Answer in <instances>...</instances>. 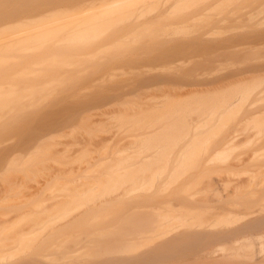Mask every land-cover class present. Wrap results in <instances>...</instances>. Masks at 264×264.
<instances>
[{
	"label": "rangeland",
	"instance_id": "obj_1",
	"mask_svg": "<svg viewBox=\"0 0 264 264\" xmlns=\"http://www.w3.org/2000/svg\"><path fill=\"white\" fill-rule=\"evenodd\" d=\"M17 1L18 0H16L15 3H17L18 5L20 4V7H22V5H24V4L21 5L22 2L25 1L24 3L27 4V2H29L30 0L29 1L27 0V2L26 0L24 1L20 0L19 1L20 3ZM37 1L36 2H34V0L32 1L34 6L36 3H38ZM42 1L40 0L39 3ZM54 1L55 2L49 0L48 3L50 2L49 3L50 5H53V3H57V0ZM207 1L208 3L207 2L204 3L205 6L200 9L197 8L191 10L185 8L184 11V8H180L181 13L180 11H174V13L171 12L170 14L167 12L169 16L168 14H165L166 12H164L162 15L163 16L162 21L160 20V24L164 28H162L161 25L160 27L163 30H161L159 27H156L155 29H152L153 32L149 31L147 33V29H146L145 30L146 32L142 31L145 32V34L141 33L143 35L141 36L140 34L137 40H134L135 39L134 38L132 41H127L121 45H117L116 47L112 48L110 51L106 50L108 52L98 53L99 47L97 48L96 45H93L89 49L95 50L98 54L85 58L77 57L76 59L72 60V62H68L69 64L72 63L71 68L68 64L61 63L58 60L41 64L43 66L40 65L41 69L39 73L33 74L34 75L33 79H35L33 82H36L35 84H38L41 83L43 80H47V81L49 80L48 81L49 84L42 87V93H40L41 90L38 92L40 95L37 93L34 97L36 98L39 96L38 100L40 102L42 101L43 104L40 103V105H37V107H33L32 109H30L31 108L30 106L27 105H26L27 107L24 106L22 108L23 111L22 118L21 116L13 119L12 117H10L11 119L9 118L10 119L9 122H11L8 125V128L10 127L9 129H6V127L1 129V127L3 126L0 125V133L5 132V134L0 135V141L1 139L2 140L9 138L12 139L13 137L15 139L11 145L8 144L6 145L8 147L6 151L0 153V162H2L3 164L1 165L0 163V174L4 173L3 174L4 176L0 175L1 177L0 178V217L2 216L4 220V216L6 215L5 219L8 222L10 221L9 223L11 224L15 220L17 212H23L29 214L31 212H29L28 209H33L38 205L39 209L37 210V213L38 214L40 213V215L37 216L38 218L37 221H34L29 217L26 220H23L16 225L18 226V228H20L19 229L20 232L22 229L38 228L41 232L36 231V234L40 235L39 236L40 238L38 239L37 237L35 241L31 240V242L26 241L27 243L26 242L25 243L27 245L24 243L25 247L22 248L21 246H19L20 249H18L19 248L18 247L13 254L4 256L2 258L3 260L2 264L4 263V260L6 264V262L12 263V261H16L15 259H19V260L24 259L23 260L25 261L24 264H26L28 261L30 262V264H32L33 262H34L33 264H38V263L49 264L50 260L48 258L55 259L56 257L52 255H55V253H58L59 251V250L57 251L58 248H56L55 249L56 251L53 252L54 248L51 246L52 244H54V242L57 243L58 241H60V243L64 244V247L66 248H72V247L75 248L76 245L74 244L78 236L89 238L87 240L92 241V238L89 236L91 232L86 231L87 230L86 226L94 225L95 226L94 229L97 227V225L100 226L97 229L98 234L96 235L98 238H100V240L107 241V238L109 236L107 235L109 227L105 223L107 222V220L111 219L112 214H110L111 216H108L107 214H105L107 212H104L103 214L105 215L103 216L104 219L103 221L105 223L99 220L96 221L95 224H91V222L94 221L93 220L94 216L97 215V212L99 211V208L92 209L91 206L94 204H100L103 201L107 202L108 200H110L111 194L113 195V192L115 193L114 187L118 188L119 186L118 183L117 185L116 184L110 185L108 186L109 188L96 191L99 193V196H97L98 193H96L94 196L95 198H93L92 196L87 197L88 199L80 198L79 199L80 203L77 204L78 202H74L76 203L75 205L71 201H70L71 204H69V201H67L70 206L67 205V202L65 201L66 202L65 205H63L60 208H56L55 203L57 202L52 201V198L54 196L56 195L62 196L63 194H68L73 198L76 191L84 190V188H82L79 183L80 180L79 177L83 176V173L77 170L79 166H77V164L75 163L76 167H74L73 165L70 167L69 166L66 167L68 170L69 168L71 169L74 167L73 169L75 171L73 170V173L71 175L70 173L69 175L68 174L60 175L59 173H57V176L55 177L56 172L55 173L52 172L55 171L57 165L56 167H54L55 169H53L52 167L53 171L52 170L49 171L50 169L47 170L48 167L47 168L45 167L46 168L45 170L43 167L40 168L41 170L31 169L33 165L31 166V164H29L27 167H25L28 169V171L24 170L21 172V174L16 173L18 177L20 176L19 178L17 177L18 179H15L18 181L17 183V181L13 179L11 180L9 179L11 177L9 171L4 172L6 168L4 166L5 164L4 160L6 158L12 157L13 159V157L16 155L15 153L23 152V148L25 149L30 148L32 142L37 137H40L47 133L51 132V133L60 134L66 130L70 131L73 125H78L79 127H83V129L86 128L87 130L88 129L87 124L89 123V122L87 123L88 120L90 122H95V123L100 121L105 122V126L107 128V131L103 137L104 138L103 142H106L105 145H110L111 146L110 148H112L117 144L118 145L120 144L121 146L122 143L126 144L128 140L126 141L123 137L124 135L119 132L120 131L127 132L128 130L130 131L131 127L126 125L123 122V120H117L115 116H113L110 119L105 116V112H110L114 110L111 104L117 101L126 104L125 108L120 111L122 114L124 113L135 114V112L138 111L140 112L142 108H145L144 111L146 110L148 111V109L146 108L159 109L158 107H161L160 109L162 110V107L165 108L166 105L168 108L169 107L172 108L176 107L177 109L181 108L180 110L178 109L177 113L182 111L181 115L183 116L185 115L184 118L185 119L187 118L186 121H188L186 122L187 128H189L188 126L190 125V130H193L195 126L207 122L205 120L212 113L211 110L215 107H219L218 104L221 106V102L222 101L225 102L229 98L227 97L228 92H230L234 96L233 102L237 101L240 98L241 95L240 92L238 93L237 91H235L236 88H239L241 86V85L239 86V84L237 83L236 81L237 79L240 80L239 78L243 77L242 78L243 80L245 77H248V75L249 76L252 75V77L250 76L252 79L259 78L260 77L259 74L260 75L262 74L261 75L262 79L258 80L259 82L255 80L256 82L255 81L252 82L253 84L250 83L252 87L247 83H246L247 85L245 84V86H243L242 88L240 87L241 91L243 89H246L245 90L246 92H248L247 91L248 89L249 90L251 89L250 95L252 94L253 96L248 98L249 100L244 99V101L240 102L237 107L236 106L234 107L235 110L233 109L234 110L233 116H230L232 118H229V121L228 118L226 119V123L227 122L228 123L225 125V123H222V121L221 122L216 121L215 124L217 125L214 126L211 125L208 133L205 134L207 138L204 137L210 143H208L204 138H202L197 143L198 147H196L197 144L191 147L193 148L192 154L196 153V151L198 154H200V150H203L201 151V156L200 157L198 156L199 158L197 157L199 160L195 158L196 160L194 159L193 163L190 162V164L184 165L176 169V171L172 170L171 168L170 172L168 171V173H166L165 175V178H167L165 182L161 181L159 184H156L154 189L153 190L151 189L150 193H148L149 190H147V193L146 191L137 193L138 196H145L149 199H144L143 201H140L137 204H132V202H130V204L133 205L131 206V209L136 208V206H140V207L146 206L145 208L148 209L150 208L149 210L151 211V209L155 207H164L165 209H167L166 207L168 206H166V204L170 202L171 203L174 202L176 204H182L184 202L183 200H189L190 201L189 203L184 202L185 205H187V207L188 206L195 207V205L197 204V206L210 210L208 212L211 211L214 212L216 208L220 205L218 203L213 202L214 199L212 198L213 200H211V197H213L215 194L219 195L220 193V195L223 194V196L226 197L225 207L227 208L229 207L231 210H233V219L229 221L221 220V219L219 220L213 219L214 221L209 222L210 221L209 219L213 216L212 214L210 215L211 217L210 216L205 217V218L208 217L205 220L206 224L213 223V225H216L218 227H224L229 225V226H233V228L234 227L237 228V226L246 222V220L249 218V215H252L253 212L256 211H258L257 214L259 215L255 218H260L259 216H263L262 218H264V212H263L264 211V116H263L264 115V76H263L264 75L263 73L264 13H262L264 12V8H263L264 0H233V1L227 0L228 4H226L227 2L226 1L224 3L221 2L222 5H220L221 3L220 4L218 3L220 1H225V0H211V1L207 0ZM214 1L216 2L218 1V3H216L218 5L215 4L214 5L215 7L214 6L206 7L209 6L211 2ZM45 2H43L42 4H44ZM28 4L29 5L27 6L24 5V7L25 8L33 7V4L31 6H30L31 3ZM223 4H225L224 5L225 7L223 6ZM1 5H3V8L0 7L2 10L7 9L6 6L8 5L6 4V1L5 3H1L0 6ZM219 6H221V8H219ZM212 7L213 9L216 10L220 9V10L217 11L214 10L213 14L209 13L210 12L209 10H213L211 9ZM15 8H12L13 9L12 15L16 13L15 10L17 11V9H19L18 7L16 9ZM260 8L261 10H259ZM41 9L43 10V8ZM20 11H22V9L18 10V12ZM23 11L26 14L29 13L30 10L28 9V12L27 10L26 12L25 10ZM198 11H200L201 16L200 14H198ZM8 13L9 11L6 12L5 14ZM22 13L23 12H20V14ZM32 13H36V12H33L32 10V12H30L29 15H32ZM175 13L177 14V16H175L176 15ZM192 13L195 15L198 14V16L192 15ZM203 14L205 15V18L202 17L204 16ZM165 15L167 16L165 17ZM191 15L192 17H189ZM213 15L215 17H212ZM147 16H148L147 18H150L149 17L150 15ZM198 17H200V20L196 19ZM207 17L209 18L211 17V18L208 19ZM194 18L196 20H194ZM216 18L217 21L215 20ZM191 19L194 20V22H192ZM188 20L190 21L188 22ZM221 20L224 21L227 20V22L222 23ZM185 21H187V23ZM183 22H185V24H183ZM180 24L182 26H179ZM182 28L185 29L182 30ZM156 29L159 30V32L156 31ZM188 34L189 36H187ZM185 39H189V40L185 41ZM201 41L204 42L202 43ZM184 43L185 44L188 43V45L185 46L183 45ZM196 43H200L201 45H205L206 43V46H204L202 49H199ZM195 45L196 47L194 48L193 46ZM76 46L77 45H74V47ZM68 47L70 50L73 46H68ZM68 47L66 49L63 47V51H68ZM74 47L72 50L78 49ZM137 47H139L140 50L139 48L136 49ZM176 47L182 50V51L176 50L177 52H179V54L175 53V50H173V49H177ZM171 50H173L174 53L173 51L170 52ZM76 52H79V50H76ZM173 54L174 56L175 55L176 56L173 57ZM158 57H163V60L159 61L160 60L159 58L157 61ZM43 68H45L46 71H43ZM258 69L260 70L258 71ZM256 71H258L259 74H257L258 72L256 73ZM261 71L262 73H260ZM229 74H231L232 77L235 75L230 80L231 81L234 80L238 84V87L235 86L236 88L234 87L235 89L234 91L232 90L233 92H231V89L230 90L228 89L226 90L227 93L225 94H222L220 90L218 93L216 89H218L219 84H217L216 82H218V80H220V78H223L224 76H230ZM22 77H18L16 78V80L13 79V82L16 84V87L18 86L19 88L16 90L21 91V89L27 87L26 83L29 82L30 84L32 81V80L30 81V79H32L30 76H29L30 79L28 76L27 77L22 76ZM97 78H101L100 81L96 80ZM251 78L249 79L248 77L249 80H252ZM242 80H240V82ZM244 81L246 82V80ZM21 82H26V83L21 84ZM148 82H152L153 84H150ZM235 82H233L234 83L233 85H235ZM18 83L19 85H17ZM221 84L224 85V83ZM241 84L243 85V83ZM248 86H249L248 89L244 88ZM201 90L203 91V93H201L202 92ZM258 92H263V95L260 97L259 95H257ZM220 93L224 98H219L221 97V95L219 96ZM230 93L228 94L230 95ZM215 94L217 95L216 96L217 98H215ZM12 97L14 98L15 96L12 95ZM145 97H150V98L144 99ZM25 98L26 100H23ZM23 99L22 100L24 102L27 101V97L25 95ZM214 99L216 100L217 103H214L215 101H213L212 103V100ZM219 99L220 101H218ZM6 100H9L7 96H6ZM224 102H222V105L224 104ZM163 103L165 104L163 105ZM167 103L170 104V106H168ZM204 104H206L207 106H205ZM182 105L184 106V108L186 106L189 107L188 109L187 108L184 109L186 110V112L183 110ZM193 105L194 106L196 105L197 108L199 109L197 110V108L196 107L194 108ZM203 105L204 108L207 107L208 109L207 111L209 112V115L207 114V111L205 112L206 109L205 110L204 108L202 109ZM210 105L213 107L211 110H210L211 108ZM6 106L7 105L4 104L1 105V109L5 114L9 113L10 109L14 108L16 110L14 102L10 105V107L6 108ZM28 108L29 110H27ZM190 108L194 110L192 111L190 110ZM200 109H201V113L199 111ZM156 111L154 110V112ZM196 111L198 112L197 115H195L197 113ZM101 112H104V115H102ZM151 112L153 113V111ZM190 112H193L191 113L192 115L189 114ZM203 112L207 114V115L203 114L204 117H202ZM199 114H201V116H199L198 121H195L194 119H197V116ZM148 115L149 114L146 115L147 118L145 117L144 120H147L149 117H150L149 119H151L152 116H154L153 114L152 115L150 114L148 117ZM155 121L156 119H154L153 122ZM188 123H191L193 125ZM222 127L225 129H222ZM212 128L213 129L217 128L218 131L215 132V130H212ZM180 129L179 131H181V133L176 134L175 136L173 134L169 135L172 141L171 142L172 145L169 144L168 142H165L166 144L164 143L159 144L160 146L162 145L164 153L166 154H170V152L171 154L173 153L172 154L173 158H175V154L176 157L177 154H181V150L184 149L185 147L187 148L190 145V143H192V141L194 140L193 139L194 135L188 137L187 139L186 138L184 139L183 136L179 137L178 135L183 134V131L186 130V128L184 127V130H182L183 127H181ZM219 129L223 130L222 131L223 133L217 135L218 133L221 132L219 131ZM186 131H184V133ZM83 135L84 134L81 133V135L78 134L67 138H60L62 141L58 143L57 148L59 149L67 148L69 150L72 149L70 153L66 151V154H72L75 152L77 153L78 152L77 150H80V148H82L83 146V138L86 136ZM158 137L160 138L161 136ZM176 137L180 139L178 138L176 139ZM111 139H113V143ZM229 139L230 141H232L233 144L229 142ZM181 140L184 142H182ZM202 140L205 142H202ZM108 141H110L109 143L112 144H108ZM122 141H126V142L124 143ZM179 142H181V144ZM201 142L205 143L204 148H203L204 144L202 145ZM228 142L230 143V145ZM199 143L202 147L199 145ZM103 144L101 143L100 145ZM226 144H228L230 148L232 147L231 148L232 152L230 151V153L233 155L231 156L232 158H230L229 161L226 162L225 164H223L224 162L221 161L219 162L216 160L214 162L211 161L210 163L211 165H210L209 164L210 159L214 158L213 154H216V152L219 151L221 148H225ZM70 145H72V147H70ZM153 145H158V144L156 143ZM96 147L97 144L95 146L88 148V150L85 151V154L86 152H89V154L87 153V155H90L91 154L90 152L93 151V149H95ZM166 147L168 149H166ZM173 147H175L174 148L175 153L174 151L173 152L171 151ZM2 148H4V146H2ZM198 148L199 150H197ZM194 149L196 151H194ZM167 150L169 151V153ZM80 152H78V154ZM80 154H84V152ZM66 161L67 160L63 159L61 162L66 163ZM207 163L209 165H207ZM59 168H58L59 170L66 169L65 167L62 168V166ZM58 169L57 171H59ZM68 170H66V172H68ZM41 171L43 175L41 174ZM102 171L104 172V170ZM178 171H180V174H177ZM30 172L34 174L33 175L34 178L32 177L31 174L30 176L28 175ZM43 172H45V174ZM49 172L53 176L50 175ZM110 172L113 171L111 170ZM175 172L176 174H174ZM22 173H24L23 174L24 177L22 176ZM7 174H9L10 177ZM44 175H46L47 179L44 178ZM204 175H206L205 177L208 178L205 179ZM7 177L9 178L7 179ZM58 177L66 178L65 183H67L68 186L65 184L64 186H62L64 188V192L50 190L53 187L56 180L58 179ZM36 178L39 179L36 180ZM12 180L13 183L15 181L18 184V186L17 184L12 185L13 183L12 184L10 183V181ZM22 180L24 181V184ZM168 180L170 181L167 182ZM25 181L27 183L28 181L30 182L29 184H27L25 183ZM35 181L36 182L38 181L37 184H35L36 183ZM1 182H3V184ZM19 182L22 183L23 185H21ZM62 183H64V181ZM125 186L123 185V187ZM137 186L139 187V185ZM15 187H19V188L14 189ZM119 187H121V184ZM134 187L136 188V185ZM102 191L106 192V194L103 193ZM212 192L213 193L217 192V193L213 195ZM238 195L241 196V199L238 198ZM101 197H103L104 199H100ZM227 197H229V199H227ZM90 198L92 199L90 200ZM245 200L254 201L257 202L258 204L257 203L253 204L254 202H252L253 205L250 203V205L247 206V202L246 203L244 202ZM1 202H4L5 204ZM114 202H116V200H114ZM241 203L244 204L242 205ZM72 204L74 205V207ZM233 204H239V205H233ZM112 206L115 207H111V205L106 204V209H109L113 213L118 210H121L120 209L121 206H117L115 204H113ZM85 210H88V213L83 217H86L88 219L86 222L77 223L80 229L75 230L73 224L72 225L73 228L71 230H67V229H64L62 231L57 230L58 227L62 225H67L68 221L70 220H73V222L77 218H80L79 221L84 220L81 219L82 218L81 213ZM55 211L57 213L58 211H60L62 212V214L59 213L58 215L57 213H55ZM89 212L92 213L90 214ZM205 212L207 211L205 210L204 213ZM259 212L260 213L263 212V213L260 215ZM201 216H203V214ZM201 216L199 217L201 218ZM199 217H197V219ZM193 218H191V220L190 219L188 220L184 219L183 221L177 220L176 222L171 223L169 227L156 231L152 234H146V235L129 234L125 237V239L132 238L131 239L132 241L127 245L126 244H122V245L123 247H126L128 250H130L129 252H134V251L146 249L152 243L153 240L157 241L158 243L160 242L162 243V241L165 240L164 238H166L167 240L169 239L168 237H164V235L169 230L176 228H186L188 223H191V221L195 220V219L192 220ZM58 219L62 223L56 222ZM46 224L47 226H45V231H44L43 230L44 228L41 229V226L44 227V225ZM196 225H198V223L195 224L194 226ZM94 229L92 233H94ZM17 231L14 232L15 236L16 234L19 235V231L18 232ZM80 232L81 235L78 234ZM109 234L111 233L109 232ZM250 234L251 237L247 239L240 241L233 240V243H222L207 249H204L199 245L198 246L191 245L192 247L190 246L187 248L185 246H187L188 243L185 241L184 244L186 243L187 245L184 244L182 245V243L181 245L177 244L178 246L176 248H179L177 249L179 251L178 258L176 259L163 258L160 261H158L157 264H264V228L260 230H253V232H251ZM14 235L11 234L12 237H15ZM50 241H52L51 244L49 243ZM179 241H181V239ZM92 245L93 247L98 246L93 243ZM144 251L145 250H143L142 252ZM81 257L82 259L80 257L79 258L82 261L76 263L82 264V262L88 261V259H83V257L85 258L86 256L82 255ZM9 258L10 260H8ZM79 258L76 256L73 259L72 258L71 259L73 261L76 259L79 260ZM70 261L71 260H68V258L67 259L65 258L62 259L61 261H58V263L60 264L75 263Z\"/></svg>",
	"mask_w": 264,
	"mask_h": 264
},
{
	"label": "bare ground",
	"instance_id": "obj_2",
	"mask_svg": "<svg viewBox=\"0 0 264 264\" xmlns=\"http://www.w3.org/2000/svg\"><path fill=\"white\" fill-rule=\"evenodd\" d=\"M0 1H1L0 4L5 3V1H6V4L8 5V6H6L7 9H3V10L1 8H3L4 4L0 6L1 7L0 8V125L3 126V127H1V129L4 127H6V129L10 128V127L8 128L9 123H11V122H9V120L11 119L10 117H12V119H13V118L21 116V118H22V115H23L22 108L24 106L25 107L30 106L31 107L30 109H32L33 107H37V105H40V103L43 104L42 101L40 102L38 100L39 96L36 98L34 96L40 90H41L40 93H42V87L48 85L49 80L48 81L43 80L41 83H38V84H35L36 82H33L35 80V79H33L34 78L33 74L39 73L41 66H43L41 64L48 63L50 61L52 62L54 60H58L61 63L68 64L71 68L72 63L69 64L68 62H72V60L76 59L77 57L85 58V57L94 56L100 52H108L106 50L110 51L112 48L116 47L117 45H121L127 41H132L134 38H135L134 40H137L138 36L141 33L145 34L146 29H147V33L149 31H152V29H155L156 27H159L161 30H163L162 28H164V27H162V25L160 24V20L162 21V18H163L162 15L164 12H166L165 14H168V13L170 14L171 12L174 13V11H180V13H181L180 8H184V11H185V8H188L191 10L197 9V8L200 9V8L205 6L204 3H206V2L208 3L207 0H57V3H53V5H50L49 4L50 2L48 3L49 0H43V1L41 0L42 1V2H40L41 4L45 1L47 2V4L45 2L44 4L41 5L39 3L40 0L39 1L36 0L38 3H36L34 6V4L32 3L33 0L32 1L30 0L31 2L29 0H28L29 2H27V0H26L27 4L24 3L25 2L24 0H21V1H24L21 3V5L24 4L27 6V5H29L28 3H31L30 4V6H31L33 4V7H31V8H32L33 12H36V13H32V15H29L30 12H32L31 8H28V7L25 8L24 5H22V7H20V4L18 5L17 3H15L16 0L15 1L13 0L15 5L13 4V1H11V0H5V1L0 0ZM19 1L20 0H18L17 2H19ZM36 1L34 0V2H36ZM51 1L55 2L54 0H51ZM226 1L227 0L220 1L219 3H218V1L217 2L214 1V2H211V4L209 6H206V7L214 6L216 3L220 4L221 2L224 3ZM222 3L220 5H222ZM16 4H17V6H16ZM218 4H216V5H218ZM226 4H228V1L226 2ZM224 5L225 4H223V6ZM15 7L19 8V9H17V11L15 10L16 13L20 9H22V11H20V12H23V13L20 14V12H18L19 13V14L17 13L18 15L16 13L14 15H12L13 14L12 8H15ZM8 8H10V9H8ZM41 8H43V10ZM219 8H221V6H219ZM28 9L30 11H29V13H26L27 14L26 15L23 10H25V12L27 10V12H28ZM38 9H40L41 11ZM211 9H213V7ZM36 10H38V11H36ZM214 10H216V9L209 10L210 12L209 11H206V12L213 14ZM217 10H220V9H217ZM259 10H261V8ZM8 11H9V13L5 14ZM204 11H205V9H204ZM3 12H5V13H3ZM262 13H264V12H262ZM169 14H168V16H169ZM198 14H200V11H198ZM198 14L195 15L192 13V15H195V16H198ZM147 15H150L149 16L150 18H147L148 17ZM192 15L189 17H192ZM166 16L167 15H165V17ZM175 16H177V14ZM200 16H201V14H200ZM202 17L205 18V15ZM212 17H215V16L213 15ZM207 18L210 19L211 17L210 18L207 17ZM196 19L200 20V17H198ZM196 19L194 18V20H196ZM194 20H192V22H194ZM215 20L217 21V18ZM189 21L190 20H188V22ZM218 21H219V19H218ZM185 22L187 23V21H185ZM185 22H183V24H185ZM221 22L224 23V22H227V20H225V21L221 20ZM176 24H178V23H176ZM160 25L162 28L160 27ZM179 26H182V25L180 24ZM179 29H181V28H179ZM183 29H185V28H182V30ZM167 30H168V28H167ZM182 30H180V31H182ZM142 31H145V32H142ZM156 31L159 32V30H157V29H156ZM142 35L143 34H141V36ZM184 36H186V35H184ZM187 36H189V34ZM202 36H204V35H202ZM188 40L189 39H185V41H188ZM182 41H184V40H182ZM197 42H200V41H197ZM201 42L203 43L204 41H201ZM74 45H77V46L74 47ZM93 45H96L97 48L99 47L98 53L95 50L89 49ZM183 45L186 46V45H188V43L187 44L184 43ZM196 45L199 49H202L204 46H206V43H205V45H201L200 43H196ZM196 45L193 47L195 48ZM68 46H73L74 48H78L76 50H79V52H76V50H72L73 47L72 48L70 47L71 49L69 50ZM179 46H181V45H179ZM63 47L65 49L68 47V51H63ZM138 48L139 47H137L136 49H138ZM139 50H140V48H139ZM173 50H175V53H178V54H179V52H177L176 50L182 51V50H180V48L179 49L178 48L173 49ZM173 50H171L170 52H172ZM132 51H134V50H132ZM173 53H174V51H173ZM175 56L173 54V57H175ZM159 58H160L159 61L163 60V57H158L157 61ZM259 70L260 69H258V71ZM43 71H46V69L43 68ZM258 71H256V73ZM246 72H248V71H246ZM260 73H262V71ZM263 73H264V71H263ZM234 74H236V73H234ZM257 74H259V72ZM229 75L230 76H224L223 78H220V80H218V82H216L217 84L220 85V86L218 85V89H216L218 91V93L220 90V92L222 94H225V93H227L226 90H228V89L229 90L231 89V92H233L234 89L236 87H238V84H239V86L241 85L240 87L242 88L243 86H245L246 83L251 85V84H253L252 82H254L255 80L258 81V80L262 79V77H261L262 74L261 75L259 74V76L261 78L259 77V78H253V79L251 78L252 75H250L251 77L248 75L249 79L251 78L252 80H249L248 77H245L246 79L244 78L242 80V78H243L242 77V78H239L240 80H242L240 82V80H238L236 78L237 79L236 81L238 84L234 80H232L233 82H235V85H233L234 83L230 79H232L235 75L233 77L231 74H229ZM22 76H24V77L30 76L32 79H30V77H29V79H30V81L31 80L32 81L30 84H29V82L28 83L21 82V84L26 83L27 87L21 89V91L16 90L19 88H18V86L16 87V84L13 82V79L16 80V78L22 77ZM100 79L101 78H97L96 80L100 81ZM25 80H26V78H25ZM229 80L232 83H230ZM244 80H246V82ZM247 80H249V81H247ZM153 82H155V81H153ZM148 83L153 84L152 82H148ZM221 83H224V85H222ZM241 83H243V85ZM17 85H19V83ZM14 87H15V89H14ZM240 87L236 88V90H235L238 93L240 92V94H241L240 98L237 101L233 102L234 96L230 92H228L232 96H230L227 93V97H229V98L225 102L222 101L225 99L221 100L222 102H224L223 105H222V102H221V106L218 104L219 107L213 108L211 106L212 104L210 105L211 106L210 110L213 108L211 110L212 113L210 115H209V112L207 111L208 110L207 107L204 108V105L205 106H207V105L204 104L202 109L203 108H204V110L206 109L205 112L207 111V114L209 115L208 118L205 120L207 122H204L200 125L195 126L193 128V130H190V125L188 126L189 128H187L186 122H188V121H186L187 118L186 119L184 118L185 115L184 116L181 115L182 111L177 113L178 109L180 110L181 108H178V109L176 107H174V108L169 107L168 108L166 105L165 108L162 107V110L160 109L161 107H158L159 109H157V108H151V109L146 108V109H148V111L147 110L144 111L145 108H142L143 110L141 109L140 112L139 111L135 112V114H129V113L122 114L120 111L125 108L126 104H124L120 101L119 102L117 101V102L111 104V106L114 108V110L110 111V112H105V116L109 119L112 118L113 116H115L117 118V120H123V122L126 125L131 127V130L127 131L128 134H127V132H122V131L119 132V133L124 135L123 137L126 141L128 140L126 144L122 143V146L120 144H119L120 146L117 144L116 146H114L112 148H110L111 147L110 145H105L106 142H103V140H104L103 137L107 131V128L105 126V122L100 121V122L95 123V122H90L88 120L87 123L88 122L89 123L88 124L86 123L88 126L87 130L85 127H84L85 129H83V127H79L78 125H73L71 127L70 131L66 130L63 133H60L61 135L56 134V133H51V132L47 133L45 135L37 137L32 142V145L30 148H28V149L23 148V152L15 153L17 156L15 155L13 157V159H12V157L6 158L4 160V163H5L4 166L6 167L4 172L9 171L11 177L9 174H7L10 177V178L7 177V179L9 178L10 180L11 179L15 180V179H18L20 177V176L18 177V175L16 173L21 174V172L24 170L28 171V169L25 167H27L29 164H31V166L33 165L31 167V169H37L38 170V169L43 167L45 170L48 167L47 170L50 169L49 171H51L52 167H53V169H55L54 167H56V165L58 168L61 166H62V168L63 167L66 168V167H68V166L70 167L72 165L74 167H76V165H75V163H76L77 166H79L78 169L77 168L76 169L79 172L83 173V176L79 177L80 178L79 183H80L81 187L84 188V190L76 191L73 198L68 194H63L62 196L61 195L54 196L52 198V201L57 202V203H55L56 208L62 207L63 205L66 204L67 201H69V204H71V202L72 203L78 202L77 204H79L80 198L84 199V198H87L89 196L90 197L92 196L93 198H95L94 197L95 194L98 193L96 191L104 190L106 188H109L108 186H110V185H114V184L117 185V183L119 184V186L121 184V187H119V186H118V188L114 187L115 193L113 192V195L111 194L110 200H108L109 199V197H108V199H107L108 201L106 200L107 202L103 201L100 204H94L91 206L92 209L93 208H99V211L97 212V215L94 216V218H93L94 221H92L91 224H95L96 221H99V220L103 221L104 220L103 216L105 214H107L108 216H111L110 214H112V217L110 220H107L106 223L103 221V223H105L109 227L108 234H107L109 236L107 238V241L100 240V238H98L96 235V234H98L97 229L100 226L97 225V227L95 229H94V227H95L94 225L86 226V229H87L86 231L91 232V234L89 236L92 238V241H88L87 239H89V238H85L83 236H78L76 238L75 244H74V245H76L77 248L76 247L75 248L74 247L66 248V247H64V244L60 243V241H58L57 243H55L53 241L54 244H52V246L50 245L51 247L54 248L53 252L56 251L55 250L56 248H58L57 251L58 250L59 251H58V253H55V255H52V256L56 257L55 259L48 258L50 260L49 264H60V263H58V261H61L62 259H65V258L66 259L68 258V260L72 261V259L76 256L78 258L80 257L82 259V257H81L82 255L86 256L85 258L83 257V259H88V261L82 262V264L83 263L84 264H157V262L163 258H171V259L172 258H175V259L178 258L179 257V251L177 249H179V248H176V247L179 244L181 245V243L183 245L185 241L188 243V245L186 243L184 244V245H187V246H185L187 248L190 247L191 245H193V246L199 245L200 247L207 249V248H210L212 246H216V245H219L222 243H233V240L234 241H240V240L247 239V238L251 237L250 233L253 232V230L263 229L264 228V218H262L263 216H259L260 218H255L259 215V214H257L258 211L253 212L252 215H249V218L246 220V222L237 226V228H235V227L233 228V226H229V225L224 226V227H218L216 225H213V223L212 224H206L205 220L212 214H213V216L212 217L210 216L211 217L209 219L210 221L209 220H207V221H209V222L214 221L213 219H215V220L221 219V220L229 221V220L233 219V210H231L229 207L228 208L225 207L226 206V204H225L226 203L225 202L226 197L223 196V194L220 195V193H219V195H216L215 193H217V192H215V193L212 192L213 195L215 194L216 196L214 195L213 197H211V200L214 199L213 202L218 203L220 205L216 208V210L214 212L213 211L208 212L210 210H208L206 208H202L200 206H197V204L195 205V207L191 206L192 207L191 208L190 206H188L189 207L188 208L187 205H185V203H189L190 202L189 200H183L185 203L182 201L183 202L182 204H176L174 202L173 203L170 202V203L166 204V206H168V207H166L167 209H165L164 207H155V208L151 209V211L149 210L150 208L149 209L145 208L146 206H144V207L136 206V208L131 209V206H133V205L130 204V202H132V204H137L138 202L143 201L144 199H149L145 196H138L137 193H140L142 191H146V193H147V190H149L148 193H150L151 189L153 190L156 184H159L161 181L165 182L167 179V178H165V175H166V173H168V171L170 172L171 168H172V170L176 171V169H178L184 165H188V164H190V162L193 163L194 162L193 160L195 158L198 159L201 156V151H203V150H200V154H198L197 151L194 149V151H196V153L192 154L193 148H191V147L195 146L198 143V141L201 140L202 138H204V137L207 138V136L205 134L208 133L211 125H213V126L217 125V124H215L216 121H219V122L222 121V123H225V125H226L228 123V122L226 123V119L228 118V121H229V118H232L230 116H233V111L235 110L234 107L235 106L237 107L240 102L244 101V99L249 100L248 98L253 96L252 94L250 95L251 89L250 90L248 89L249 86L244 87V88L248 89L247 90L248 92L245 91L246 89H243L241 91ZM251 87H252V85H251ZM237 89L240 91H238ZM215 91H213V92H215ZM201 93H203V91ZM221 93L219 94V96L221 95V97H219V98H224V97H222ZM234 94H235V92H234ZM12 95H14L15 97L13 98ZM24 95L27 97V101H25V102L23 101V100H26V98L23 99ZM257 95H259L261 97L263 95V92H258ZM6 96L9 98V100H6ZM216 96L217 95L215 94V98H217ZM149 98L150 97H145L144 99H149ZM213 101H215L214 103H217L215 99L212 100V103H213ZM218 101H220V99ZM13 102L15 103L16 110L13 108V109L9 110V113H6V114L3 113V110L1 109V105L2 104L7 105L6 106V108H7V107H10V105ZM218 103H220V102H218ZM164 104L165 103H163V105ZM202 104H203V102H202ZM196 105L195 106L193 105L194 108L195 107L197 108ZM168 106H170V104H168ZM182 106H180V107H182ZM188 106H190V105H188ZM186 108L188 109L189 107L186 106L184 108V106H183V110ZM156 109H157V111H156ZM198 109L199 108H197V110ZM27 110H29V108ZM154 110L156 112H154ZM158 110H159V112H158ZM190 110L193 111L194 109L190 108ZM151 111H153V113ZM161 111H162V114H161ZM184 111L186 112V110H184ZM199 111L201 113V109ZM187 112H188V110H187ZM196 112H194V113H196ZM137 113H139V114H137ZM145 113H146V115L147 114H149V115L153 114L154 116H152V118L149 119L150 117L148 115L149 120L147 119L148 120L147 121V120H144L145 117L147 118ZM155 113L157 116L155 115ZM191 113H193V112H190L189 114H191ZM101 114L104 115V112H101ZM197 114H198V112L195 115H197ZM203 114H206V113L203 112L202 117H204ZM199 116H201V114H199L197 116V119H194V120L198 121ZM186 117H187V115H186ZM255 117H257V116H255ZM4 119H6V120H4ZM154 119H156L155 122H153ZM193 123H195V122H193ZM188 124H191V123H188ZM191 125H193V124H191ZM219 125H220V123H219ZM181 127H183L182 130H184V127L186 128L187 131L184 130V131H186L185 132L186 135L183 131V134L178 135V136L179 137L183 136L184 139L185 138L187 139L188 137L194 135L193 136L194 138L192 137L194 140L192 141V143H190V145L188 144L189 146L187 148L186 147L184 148L186 150L182 149L181 154H177V157L175 154V158H173L172 157L173 153L172 154H171V152H170V154L164 153L162 145L160 146L159 144H163V143L166 144L165 142H168L169 144L172 145V143H171L172 141H171V138L169 137V135L173 134L175 136L176 134L181 133V131H179V129ZM120 128H122V127H120ZM222 129H225V128L222 127ZM212 130H215V132L218 131L217 128H215V129L212 128ZM219 131H221V132L218 133L217 135L223 133L222 132L223 130L219 129ZM81 133L84 134L83 136L86 135L85 136L86 138L85 137L83 138V146H82L83 149L80 148V150H77V151L78 152L81 151L80 153L84 152V154H80V153L78 154V152L77 153L75 152L72 154H66V151L70 153L72 149L69 150L67 148H64V149L57 148L58 143L60 141H62L60 138H67V137L75 136L78 134L81 135ZM3 134H5V132L0 133V135H3ZM83 136H81V137H83ZM158 136H161L160 138H162V139H160ZM211 137H213V136H211ZM172 138H174V137H172ZM177 138L178 137H176V139ZM210 138H208V139H210ZM84 139H86V140H84ZM178 139H180V138H178ZM14 140H15L14 137L12 139H10V138L5 139V140L1 139V141H0V153L3 151H6L8 148L6 145L7 144L11 145L12 142H14ZM101 140H102V142H101ZM205 140L208 142L207 139H205ZM105 141H106V139H105ZM111 141L113 143V139H111ZM126 141H122V142L125 143ZM177 141H180V140H177ZM9 142H10V144H9ZM99 142H100V144L101 143L102 144L104 143V144L100 145ZM109 142L110 141H108V144H112ZM182 142H184V141H182ZM202 142H205V141L202 140ZM229 142L232 143V141H230V139H229ZM156 143L158 145H153ZM179 143L181 144V142H179ZM208 143H210V142H208ZM230 143H229V145H230ZM60 144H62V143H60ZM96 144H97V147L95 149H93V151L90 152L91 156L87 155V153L89 154V152H86V154H85V151H87L88 148L95 146ZM203 144H204V146H203V148H204L205 143H202V145ZM199 145H200V143H199ZM229 145L226 144L225 148H221L219 151L216 152V154H213L214 158L210 159V162L208 161L209 164L211 163V161L214 162L216 160L219 162L220 161L224 162L223 164L228 162L229 159L232 158L231 156H233L230 153L232 147L230 148ZM2 146H4V148H2ZM70 147H72V145H70ZM196 147H198V144ZM174 148L175 147L172 148V150H171L172 152L174 151ZM206 148H208V147H206ZM166 149H168V148L166 147ZM197 150H199V148ZM168 153H169V151H168ZM174 153H175V151H174ZM63 159L67 160L66 163L61 162ZM0 163H1V165H3L2 162H0ZM209 164L207 163V165H209ZM57 167H56L55 171L52 170L53 171L52 173L56 172L55 177L57 176V173H59L60 175H63V174L69 175V173H70V175H71L73 173V170H74L73 169L74 167L71 169L69 168V170L67 168L59 170L60 168L58 169ZM57 169L59 171H57ZM183 169H184V167H183ZM66 170H68V172H66ZM102 170H104V172ZM111 170L113 172H110ZM105 171H107V172H105ZM178 172H177V174H180V171H178ZM43 173L45 174V172H43ZM3 174L4 173H2L0 175L4 176ZM23 174L24 173H22V176L24 177ZM30 174L34 178V176H33L34 174H32L30 172L28 175L30 176ZM38 174H39V172H38ZM41 174H42V171H41ZM174 174H176V172ZM14 175H16V176H14ZM50 175H52V174L50 173ZM206 175H204V177ZM29 176H28V178H29ZM2 178H4V177H2ZM44 178L47 179L46 175H44ZM206 178H208V177H205V179ZM37 179H39V178H36V180ZM4 180H3V182H4ZM13 180L10 181L11 184L13 183ZM48 180H46V181H48ZM65 180H66V178L58 177V179L56 180V182L54 183L53 187L50 190L51 191L64 192V188L62 186H64V184L67 185V183H65ZM15 181H17V180H15ZM15 181L12 185H14V184L16 185L18 183V181H17V183ZM30 181H28V183L25 181V183L29 184ZM63 181H64V183H62ZM169 181L170 180H168L167 182H169ZM180 181H181V179H180ZM3 182H1V183L3 184ZM5 182H7V181H5ZM37 182L35 184H37ZM20 184L23 185L24 181H23V184L22 183H20ZM39 184H40V181H39ZM123 185L124 186L126 185V186L123 187ZM135 185H136V188L134 187ZM137 185H139V187ZM17 186H18V184H17ZM189 186H191V185H189ZM18 188L19 187H15L14 189H18ZM112 188H111V191H112ZM187 188H189V187H187ZM105 191H108V190H105ZM103 193L106 194V192H103ZM108 194H109V192H108ZM97 196H99V193L97 194ZM97 196H96V198H97ZM103 196H104V194H103ZM238 198L241 199V196L238 195ZM91 199L92 198H90V200ZM100 199H104V198L101 197ZM227 199H229V197H227ZM114 200H116V202H114ZM244 202L245 203L247 202V206H249L250 203L252 204V202H254V201L245 200ZM1 203H4V202H1ZM256 203L257 202H254L253 204H256ZM69 204L67 202V205H69ZM75 204L76 203H74V205ZM106 204L111 205V207H115V206H112L113 204H115L117 206H121V208H120L121 210H118V211L113 213L109 209H106ZM74 205H73V207H74ZM233 205H239V204H233ZM162 206H165V205H162ZM38 209H39V206L37 205L33 209H28L29 212H31L29 214L23 213V212H17L16 213L17 218L15 217V220L11 224L9 223L10 221L8 222L5 219L6 215L4 216V220H3L2 216L0 217V260H1L0 262H1V264L3 262L2 258L4 256H8V255L13 254L14 251H16L19 246H21L22 248L25 247L24 243L26 241L31 242V240L35 241V239L37 237H38V239L40 238L39 237L40 235L36 234V231H40L38 228H34L35 230L32 228L22 229L20 232V230H19L20 228H18V226L16 225V224L20 223L21 221L26 220L29 217L32 220L37 221L38 220L37 216L40 215V213L39 214L37 213ZM183 210H185V211H183ZM205 210L207 212L204 213ZM52 211H54V210H52ZM104 212H107V213L103 214ZM55 213H57V212L55 211ZM59 213L62 214V212L58 211L57 214L59 215ZM87 213H88V210H85L81 213V217H82L81 219H84V220L79 221L80 218L75 219L74 222H73V220H70V221H68L67 225H62V226L58 227L57 230L58 231H62L64 229L71 230L73 228V226H72L73 224H74L75 230L80 229V227L77 223L78 222H86L88 218L83 217V216L86 215ZM89 213L91 214L92 212H89ZM262 213H260V215ZM202 214H203V216H201ZM196 216L197 217L201 216V218L199 217L197 219ZM206 216H208V217L205 218ZM193 217H195V218H193ZM191 218H193L192 220L195 219L194 220L195 222L191 221V223H188L186 228H176V229L169 230L164 235V237L169 238L168 240L164 237L163 238L166 241L162 239L164 241V242L162 241V243L161 242L158 243L157 241L153 240L152 243L146 249H143V250H145L144 252H142L143 250L129 252L130 250H128L126 247H123V245H122V244L127 245L128 243H130L132 241L131 240L132 238L131 239H125V237L129 234H135V235L152 234L156 231H159V230H162V229L169 227L171 225V223H174L177 220L178 221H180V220L183 221L184 219L185 220H188V219L191 220ZM56 222L62 223L59 219ZM192 223H193V225H192ZM197 223H198V225L194 226ZM47 224L44 225V227L41 226V229L44 228L43 230L45 231V226H47ZM189 224H191V225H189ZM93 229H94V233H92ZM17 230L19 231V235L16 234V236H15L14 232H16ZM77 232H79V231H77ZM109 232L111 234H109ZM11 234H13L15 237H12ZM78 234L81 235V232ZM180 239L183 242L179 241ZM51 242L52 241H50L49 243L51 244ZM92 243L95 245H98V246L93 247ZM18 249H20V247ZM180 250H182V249H180ZM83 252H86V253H83ZM79 255H81V256H79ZM80 258H79V260L76 259V260H73L72 262H75L74 264H79L76 262H81L82 260H80ZM8 260H10V258ZM15 260L16 261H12V263L6 262V264H24L25 263V261H23L24 259L23 260L22 259H20V260L15 259ZM28 262L26 264H28ZM3 264H5V260H4ZM29 264H30V262H29Z\"/></svg>",
	"mask_w": 264,
	"mask_h": 264
}]
</instances>
